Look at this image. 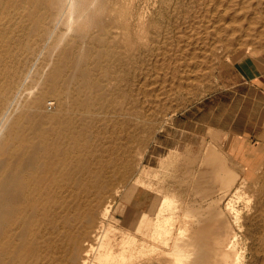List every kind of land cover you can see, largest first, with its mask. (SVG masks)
<instances>
[{"label": "bare ground", "instance_id": "obj_1", "mask_svg": "<svg viewBox=\"0 0 264 264\" xmlns=\"http://www.w3.org/2000/svg\"><path fill=\"white\" fill-rule=\"evenodd\" d=\"M231 2L232 0H228L225 7L221 6L223 10L216 13L218 17L211 25L213 27L209 26L210 28L219 35L229 34L232 41L236 39L235 41L241 43H246L251 40L252 35L264 31V0H236L237 3L241 2L236 7H232ZM134 3L136 5V2H133V5ZM207 3H211V0ZM220 5L221 2L219 7ZM134 7L136 9L137 6ZM115 8L108 6L105 0H0V264H243L247 261L243 257L245 250L242 253L238 243L248 236L247 231H243L241 221L243 216L240 215L242 209L239 211L233 199L234 196L236 198L244 196L241 188L246 186L253 173L246 171V174L241 176V184L237 186L234 184L235 188L231 189L230 184L233 182L231 179L234 177L220 165L218 159L221 158L217 159L220 153L215 151V145L207 148L204 146L201 153L203 162L198 161L202 166L200 168L198 166L197 169L193 167L195 175L170 176L177 181L175 184L179 183L178 181L188 183L189 187L179 193L180 197L175 193L176 190L174 191L175 184L168 178H161L155 173L151 175L152 171L158 168L155 170L142 167L139 170L137 166L139 172L132 183L155 192L158 197L155 196L147 207L141 208L145 215L140 218L136 228L126 226L118 220L116 213H121L124 207L113 208V205L119 196V182L121 186L126 184L125 174L132 166L130 157L125 152L127 141L121 135V131L127 129V139H130L128 136L131 133L128 132H131L129 129L133 125V119L128 114L129 119L126 115L125 120L109 121L106 119L107 115L105 118L102 115L104 106H109L110 103L114 109L118 108L126 92V90L120 91L121 78L125 79L120 72L121 67L110 70V63L109 68L105 64L115 51L111 43L110 46L103 40L121 31L117 32L113 29L116 26L113 15ZM212 9V12L215 11ZM140 14L138 25L143 22L144 26L145 19L142 20L144 15ZM52 21H62L64 24V30L62 29L55 39L49 37L53 39L51 43L53 53L58 50L57 56H51L55 59L52 62L49 59L50 67L45 70L46 72L43 71L44 68L43 70L39 68L41 71L32 74L28 68L29 65L32 66L30 68H34V63L30 64V62L36 59L34 53L39 51H37L38 41L47 32ZM121 22L123 21H120L122 26ZM26 25L28 30L23 31L26 30ZM96 26H98L97 30L91 32L90 29H96ZM70 33L73 37L71 42H68L66 36ZM189 41L191 40L188 39V43ZM116 42L118 41H115V44ZM62 45L64 47L60 49ZM125 45L127 47V44ZM211 46L213 47V44ZM39 47L41 48V45ZM133 49L136 50L134 47ZM138 54L135 55L139 56ZM102 56L107 58L102 60ZM44 58L46 57L42 58L43 62ZM179 58L178 56L177 59ZM189 64L187 61V65ZM193 65L192 68L195 67ZM197 66L199 65L196 63ZM179 69L182 73L185 68L182 71V68ZM113 92L117 93L115 96L117 99L112 98L110 101L109 96H113ZM46 95L55 98L56 104L52 112L43 106ZM107 99L109 102H106ZM127 105L123 108L130 107ZM130 108L135 111V108ZM107 109L111 110V108ZM100 114L103 118L97 119ZM220 132L223 134L209 132V138L213 140L214 137L217 139L225 137L226 139L228 133L221 130ZM137 155L141 156V154ZM169 157L170 154H167L160 159L162 166L167 159L170 161ZM178 163L180 162L178 161L177 165ZM187 165H184L186 166L184 174H189L191 171V165ZM261 178H264V175H257L254 181L259 182ZM116 180L119 185L113 188ZM256 190L264 192V185L260 184ZM216 191L218 195L214 193ZM244 197L252 202L249 194ZM222 200H224L223 207L220 203ZM241 200L243 199L240 198ZM153 214L154 218H146ZM262 223L264 222H261V225ZM259 237L264 238V231ZM258 241L260 242L259 239ZM241 246L243 249L242 244ZM257 252L258 250L255 253Z\"/></svg>", "mask_w": 264, "mask_h": 264}, {"label": "rangeland", "instance_id": "obj_2", "mask_svg": "<svg viewBox=\"0 0 264 264\" xmlns=\"http://www.w3.org/2000/svg\"><path fill=\"white\" fill-rule=\"evenodd\" d=\"M105 1H106L108 6H115L116 7L113 10L114 11L113 15H115L114 16V22L116 24V26L113 27V29L114 30L116 29L115 31H117V32H119L121 30L119 33L115 34V36H113L111 34L109 36L110 38L107 37L106 40L104 39L106 42L103 40V42L105 44L108 43L110 46L112 44L113 46H111V47L115 51V52H113V54L110 55V57H108L105 64L108 65L110 63L109 64L110 68L108 65V68L110 70H115L116 67H117L116 69H118L119 67L122 68V69L120 68V72L123 74L122 76H125V79H124V77L121 78V81H120L121 82V86H120L121 89H120V91L126 90V92L123 96V98L125 97V99L122 98V100L120 101V104L118 105V108L114 109V107L110 103L109 106L108 105H106V106L109 109L111 108V110L109 111L107 108L105 109L106 106H104V108H103L104 112L102 113V115L104 118L107 115L106 119H108L109 121H114V120L122 121V120H125L126 117L129 119L128 114H130V116L133 119V125L129 129V131H131V132H128V133H131V134H129L130 136H128V138H130V139H127V135H126L127 129L124 128V130L121 131V135H123L125 137V138L124 137L123 138L126 139V141L128 142V143L126 142V144H125V148H126L125 152L130 157V162L132 165L131 168L132 167L133 168L132 169L130 168V170H128L127 173L125 174V175H127L126 181H128V182L125 181L126 184L122 185V186H121V182H119V184H120L119 196L116 198V201L114 202L113 208H115L117 206H118V208H120L123 206L124 210L121 213H116L118 220L126 226H129L131 228H136L140 222V218L145 215V213L142 211L141 208L147 207L155 196L158 197V195L155 192H150L149 190H146V188L139 186L137 183H135L137 185L132 183L133 178L135 177V175L138 174L139 170L142 167L149 168V169L152 168L155 170L158 168L156 171H152L151 175H153L155 173V175H158L161 178H163V177H165L166 179L168 178L173 184H175V182H177V181L174 180V177L171 179V177H170L171 175H180V174L181 175H195V174H193L194 173L193 167L195 166L197 169L198 166H199V168H200V166H202V164H199V162L200 163L203 162L202 161V155L203 154L201 155V153H203L204 146H205V148H207L210 145L211 146L215 145L214 146V149H216L215 151L217 153L218 152L220 153L218 156V154L215 152L216 155L218 156L217 159L221 158V159H218L220 165L223 168L225 167V169L229 172V174L233 175V177H234L233 179H231L233 182H235V183L232 182V184H230L231 189H234L235 185L237 186V184H239V185L241 184V181H240L241 176L245 175L246 171H250L251 173H253V175L251 176L252 178H250L247 181L246 186L244 188L240 187L241 190L243 189L242 191H244V192H242V194L244 196L249 194V196L253 197V195H254L253 198L250 197V199H251L250 201H252V202L247 201V198L245 199L244 196L240 197L243 199L241 201H240L239 197H238L239 198L238 199L234 196V199H237L238 201H235L233 199V202H234L235 206L239 209V211L242 209L240 211L241 212L240 215H241V217L242 216L243 217L242 218L240 217V218H241V221L243 222V231H245V232L247 231L246 235L248 236V237L242 238L241 241H239V243H238V247L241 248L242 253L245 250L243 253L244 254V256H243L244 260L248 261V263H247V261H244L243 264H246V263L247 264H262V262H264V253H262V252H264V251H261V250L264 249V242H262V240H264V238H260L259 235L262 233V231H264V227H262V225H264V223H262V225H261V222H264V221H262V220H264V204H262V202H264V201H262V200H264V192H260V190H256V188L260 184H261V186L264 185V178H261L259 182L258 181L255 182L254 180L257 177V175L258 176L261 174L264 175V171H262V170H264V146H262L259 149L260 157L258 158V161L256 163H253V164L251 162L248 164L247 163L246 164L241 163L238 161V159L233 157L225 148V142H226V139L228 138V135H227L226 139H225V137H221L220 139H217L216 137H214L213 140L210 139L209 135L211 132L212 133L215 132L218 135V133H222V132H220L221 129L216 128V127H211V126L207 127V125L204 124V122H206L209 119H212L214 121V119H216L217 117L219 118L220 116H223L222 117L223 120L230 119L232 117L233 113L238 111V109H239L240 115L243 116V117H241L239 115L238 117L240 119L245 118V113H247L246 111H249L250 107H253L254 108L253 111H255V113H256L254 120L257 118L258 110L262 108L261 104H256L257 102L252 103V100L250 97L254 93L251 92L248 95H242L241 94L244 91L243 92L241 91V89H240L241 85L234 84V81H235V79H237L236 78L237 76H236L234 69L231 66H228V62L234 61L237 59H242L245 56L251 57L252 59L264 58V33H262L264 31H261V34L254 35V36L252 35V37H250L251 40L246 41V43H244V42L241 43V42L235 41L236 39L232 41L229 34H225V35L223 34L224 36L222 34L219 35L218 33H216L213 30V28H210V27H213V26H211V25H213L212 23L215 22L216 17H218L217 14L219 13V11L223 10L222 8H223V6L225 7L228 0L227 1H225V0H211V3H207L208 1L210 2V0H156V1L155 0H137V1L136 0H132V1L121 0V3H120V0H105ZM218 1L221 2L220 7H219L220 2L218 3ZM133 2H136V5H135V3L133 5ZM212 2H214V3L212 4ZM222 2L225 4H223ZM235 2H236V0H234V1L232 0V2H231V3H233L232 7L233 6L236 7V5L239 6L241 4V2L240 3H237V2L235 3ZM116 4H117V6H116ZM128 4H130V5L128 6ZM134 6H137L136 9ZM216 6H218L219 9ZM221 6H222V8H221ZM125 7L129 8V9L126 8L128 11H126V9L121 10V8H125ZM211 9L215 10V11H213L214 13L211 11ZM166 12H167V14H166ZM139 14L142 16L144 15L143 16L144 18L142 17L143 18L142 20L145 19L144 20V26H143V22L141 24L139 23V25H141V26L138 25ZM215 14H216V16H215ZM145 15L147 18L145 17ZM124 16H125V18H123ZM127 16H128V18H127ZM210 16H212L211 19H210ZM213 16H214V18H213ZM119 17H120V19H119ZM121 18H122V20H121ZM120 21H123L124 25H123V22H121L122 23V26H121ZM151 21H153L154 23ZM147 22H149V23H147ZM184 22H187V23L192 22V23H190L192 26L189 23H188V25H190V26H188L187 23L185 24ZM56 23H57V26H56ZM26 24H27V22H26ZM148 24L151 26L149 27ZM193 24H195V26ZM54 26H56V27H54ZM63 26H64V24L62 21H59V22L52 21L49 25L47 32L44 33L43 36L40 37L39 41H41L42 43H40L38 41V44H37L39 46L41 45V48L38 46V49H37V51L39 50L40 52L39 51L36 52L38 54L37 56L35 55L36 53H34V58H36V59H34L35 61L32 60V62H30V64L34 63L33 64L34 68H30L31 65H29L28 70H30V73L34 74V72L41 71V69L43 70V68H44L43 71L46 72L45 70L49 69L50 61L52 62L58 53L57 49H56L57 51L54 50L55 54L53 53V50L51 48V43L53 42V39H50L49 37L55 39L62 32V29L64 30ZM146 26L150 29L148 30V28ZM174 26H176V27H174ZM26 27H27V25L25 26L26 30H23V31L28 30V28H26ZM93 27L95 28V26H93ZM97 27L98 26H96V29H94V28L90 29V31L91 32H93V30L96 31ZM155 27H157V28H155ZM191 27L194 28L195 31ZM151 28H153L154 31ZM22 29H24V27ZM191 29L193 32H191ZM158 30H160V31L158 32ZM196 30H197V32H196ZM51 31H53V33ZM128 31H131V33ZM151 31H152V34H151ZM205 32L206 33L209 32L211 34H209V33L206 34ZM212 32L216 35L215 37H214V34ZM157 33H159V34H157ZM190 33H192V35H189ZM197 33H199V35H197ZM49 34H50V36H49ZM55 34H57V35H55ZM202 34H203V37L205 36L204 38L201 37ZM228 35H229V40L227 41ZM234 35H236V34H234ZM45 36L47 38H44ZM191 36H193L194 38ZM195 36H196V38H195ZM197 36L200 38H198ZM212 36L214 37V39ZM221 36H223V38ZM72 37H73L72 33L68 34L66 36V41L71 42ZM153 37H154V39H153ZM218 37L220 40L217 39ZM48 38H49V40H47ZM133 39H134V41H132ZM188 39L191 40V41H189L190 43H188ZM45 40H47V41H45ZM198 40H200L202 43ZM213 40H218V41L214 42ZM115 41H118V42H116V44H115ZM136 41L139 43L140 42H143V43L138 44ZM203 41H205L204 44H203ZM119 42H122V43H119ZM210 43L213 44V47L212 46L210 47V45H211ZM214 43H216V44H214ZM125 44H127V47ZM192 44L194 46H192ZM205 44L208 46H206ZM46 45H50V46L46 47ZM123 45L125 47H122ZM139 45H140V47H139ZM141 45H143V46H141ZM196 45H197V47L195 48ZM132 46L134 48H136V50L133 49ZM136 46H138V47H136ZM203 46H205V47H203ZM43 47H44V49H43ZM62 47H64V46L62 45L60 47V49H62ZM141 47H143V49ZM137 48L139 51L137 50ZM204 48L207 52L204 50ZM72 49H73V47H72ZM132 50H134V51H132ZM41 51H43V52L41 53ZM140 51H141V54L139 53ZM144 51L145 52L147 51V52L145 53ZM201 51H203L204 55ZM118 52H120L123 55L117 54ZM124 52H125V54H124ZM126 52L130 53L131 55L127 54ZM133 53H134L135 57L133 56ZM126 54L128 55V57ZM135 54H138L139 56H137ZM42 56L46 57V58H44V62L42 61L43 60ZM51 56H55V57L52 58ZM103 56L101 57V58H103L102 60L107 58V57H103ZM178 56L180 57L179 59H177ZM187 56H189V57H187ZM111 58H112V60H111ZM126 58H127V60H125ZM186 58H188V59L186 60ZM190 58H192V59L189 60ZM45 59H47V60H45ZM49 59H50V61H49ZM119 59H121V60H119ZM122 60H125V61H122ZM184 60H186L185 61L186 63L184 62ZM201 60H203V61L201 62ZM108 61H110V62H108ZM187 61H188V64L189 63H191V64L187 65ZM198 61L200 62V64H198ZM35 62L37 64H35ZM48 62H49V64H48ZM114 62H116L117 64L115 63L113 65ZM195 62L199 66L196 67ZM45 63H47V64H45ZM118 63H119V65H118ZM180 63H181V65H180ZM192 63L195 65V67H193V68L191 67L193 65ZM42 64L45 66H42ZM154 64H156V65H154ZM161 64H163V65H161ZM46 66H48V67H46ZM183 66L185 69L183 68ZM35 67H36V69H35ZM39 68H41V69H39ZM144 68H145V70H144ZM179 68H182L181 71L184 69L183 71L185 73L184 72L181 73ZM194 68H196V69H194ZM33 69H35V70H33ZM186 69H188L187 70V74L189 73L188 76L186 74ZM191 69H192V71H191ZM122 70H123V72H122ZM154 70H155V72H154ZM163 70L165 73L163 72ZM189 71H191L192 74ZM127 72L129 73V76H128ZM193 72H197V73H194L197 75L194 76ZM124 73H125V75H124ZM161 73H162V75H161ZM192 76H194V77H192ZM127 77L129 79H127ZM151 77H152V79H150ZM141 89H143V90H141ZM153 92H155V93H153ZM113 93H112L113 96L112 95L109 96L110 101H112V98L117 99V97H115V96H117V93L116 92H113ZM142 96H143V98H142ZM210 97H214L213 100H211ZM128 100H130V102H128ZM48 101L52 102L51 107H49L47 105ZM124 101H126V102H124ZM106 102H109V99H107ZM123 103L125 105H123ZM55 104H56V101H55L54 96L46 95V97L43 101V106L46 107L47 110L52 112V110L55 107ZM126 104H128L127 106H130L133 109L135 108V111L137 114L134 113L135 111L132 110L130 107L125 108ZM252 104H254V106H251ZM123 106H125L124 108H125V111L127 110L126 112L123 111L124 110ZM122 108H123V110L121 111ZM253 108H251V110ZM112 109H114V110H112ZM243 110H246V111H244L245 113L243 112ZM107 111L109 112L108 114H107ZM128 111H129V113H128ZM124 112H125V115H124ZM104 113H105V116H104ZM109 114L113 115V117L110 116ZM120 115H122L123 117ZM126 115H128V116H126ZM114 116L116 117V119ZM101 117L102 116L100 114V117H98L97 119H99ZM109 117H110V119H109ZM118 118H120L121 120H119ZM134 118L136 120H134ZM144 118H145V120H143ZM261 119H262V124L259 127L260 129L264 128V113H262ZM134 122H137V123H134ZM141 122H143V123H141ZM237 126H240V125H237ZM131 128H135V129H131ZM212 128L215 130L217 129V130L213 131V130H211ZM221 131L224 132V130H221ZM122 132H124L125 134H123ZM133 133H135V135ZM132 134L134 135L133 138L131 137ZM257 139L259 141L258 143H260L261 145H264V131H262L261 133H259V135H257ZM202 141H204V142H202ZM219 142H221V143H219ZM206 143H207V146H206ZM208 143H210V144H208ZM127 146H129V147H127ZM184 148H186V149H184ZM218 148H219V150H217ZM120 151H122V149H120ZM225 153H227V154L225 155ZM137 154H141V156L137 155ZM167 154H170V157H169L170 161H168V159H167L168 163L166 162L162 166L160 163V159ZM138 156H140V157H138ZM132 157H134L133 160H132ZM200 157H201V159H200ZM189 158H192L194 160L189 159ZM188 159H189V161H188ZM177 160L180 162V163H178V165H177V162H178ZM182 160H183V164H182ZM184 160H186L188 164L190 163L191 166L187 165L186 161H184ZM190 160H192L193 162L191 163ZM225 160H226V162H225ZM243 164L245 165V167ZM184 165L191 167V169H190L191 171L189 174L188 173L184 174V172H185L184 169L186 167ZM137 166H138L139 170H138ZM181 166H184V167H181ZM173 171L175 172V174ZM235 177H236V179H235ZM116 182L118 183V181L116 180L113 183V188H116V186L119 185ZM178 182L179 183H176L174 185V191L176 190L175 193L177 194V196L180 195L179 193H181L182 190L184 191L187 187H189L188 183L184 184L185 183L184 181L183 182L178 181ZM190 187H191V185H190ZM120 188H121V190H120ZM217 188H215V189H217ZM215 189H214V191H215ZM217 190H219V189H217ZM217 192L218 191H216L214 193L216 195H218ZM245 193H246V195H245ZM146 195H148V196H146ZM179 200H180V198L178 199V201ZM259 202H261V204ZM220 203H221V207H223L224 200H222ZM244 205H245V207H244ZM136 206H138L139 208ZM259 208H260V211H259ZM251 216H253V218ZM148 217L154 218L155 216L153 214V215L146 216V218H148ZM230 219H231V217H230ZM261 227H262V229H261ZM259 232H260V234H259ZM258 239L260 240V242L258 241ZM246 240L248 241V243ZM259 243H260V245H259ZM261 243H262V246H261ZM241 244L243 245V249H242ZM244 245L246 247L247 246L248 247L246 248V247H244ZM259 247L261 250L259 249ZM240 248H239V250H240ZM256 248H258V249H256ZM255 250L256 251L258 250V252L255 253L256 252ZM259 251H261L262 254ZM260 254L262 256H260ZM259 261H260V263H259Z\"/></svg>", "mask_w": 264, "mask_h": 264}, {"label": "crops", "instance_id": "obj_3", "mask_svg": "<svg viewBox=\"0 0 264 264\" xmlns=\"http://www.w3.org/2000/svg\"><path fill=\"white\" fill-rule=\"evenodd\" d=\"M235 73L236 78L234 84L241 85L242 95L254 93L250 98L252 103L261 104L262 108L258 110L257 118L254 120L256 113L253 107L246 111L245 118H239V109L234 112L232 117L223 120V116L207 120L204 124L207 127H216L228 133V138L225 142L227 151L241 163H256L260 157L259 149L264 146L258 143L257 135L264 131V128L259 127L262 124L261 115L264 113V58L252 59L245 56L242 59H237L228 62ZM213 100L214 97H210ZM251 106H254L252 104ZM251 108H253L251 110ZM243 117L242 115H240ZM240 125V126H237Z\"/></svg>", "mask_w": 264, "mask_h": 264}, {"label": "built area", "instance_id": "obj_4", "mask_svg": "<svg viewBox=\"0 0 264 264\" xmlns=\"http://www.w3.org/2000/svg\"><path fill=\"white\" fill-rule=\"evenodd\" d=\"M47 105H48L49 107H51L52 102H51V101H48V102H47Z\"/></svg>", "mask_w": 264, "mask_h": 264}]
</instances>
